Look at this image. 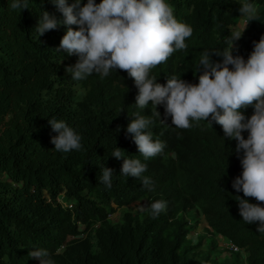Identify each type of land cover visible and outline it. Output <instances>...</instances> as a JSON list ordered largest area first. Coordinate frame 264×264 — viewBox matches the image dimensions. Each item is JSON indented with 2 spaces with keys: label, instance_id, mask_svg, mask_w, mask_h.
Here are the masks:
<instances>
[{
  "label": "trees",
  "instance_id": "trees-1",
  "mask_svg": "<svg viewBox=\"0 0 264 264\" xmlns=\"http://www.w3.org/2000/svg\"><path fill=\"white\" fill-rule=\"evenodd\" d=\"M27 2V9L12 10L11 0H0V264H39L28 256L37 249L47 250L55 264H264V233L257 231L259 222L242 220L236 196L245 197L232 187L243 171L237 142L223 138L214 121H194L191 128L179 129L171 117L165 118L163 105L137 107L138 90L125 71L74 81L65 69L78 57L56 51L66 28L61 24L39 38L35 31L42 11L57 20H63L62 14L49 0ZM74 2L67 0L68 5ZM167 2L193 34L186 49L177 50L150 75L160 84L173 75L198 84L202 53L228 47L245 0ZM247 2L256 4L257 19L248 21L236 42L238 52H233L245 60L253 42L264 35V0ZM222 59L212 56L214 62ZM156 111L163 112L158 117ZM241 111L250 118L254 108ZM137 113L151 116L147 131L166 145L147 160L127 133ZM51 119L64 120L81 135L82 149L54 150L51 139L57 133ZM242 135L246 139L248 133ZM116 147L125 152L124 159H140L147 171L140 178L121 175L124 160L112 156ZM162 154L165 158L156 160ZM171 154L181 159L180 171L159 167ZM103 167L114 170L111 188L98 181ZM145 176L154 190L143 186ZM175 180H180L178 190L167 184ZM61 195L67 206L58 200ZM156 200L166 202L159 215L150 211ZM143 201L142 214L124 210L120 222H111L118 210ZM199 213L209 227L206 232L212 229L230 239L248 254L246 261L240 254L224 256L214 239L205 249V236L196 243L192 234Z\"/></svg>",
  "mask_w": 264,
  "mask_h": 264
},
{
  "label": "clouds",
  "instance_id": "clouds-1",
  "mask_svg": "<svg viewBox=\"0 0 264 264\" xmlns=\"http://www.w3.org/2000/svg\"><path fill=\"white\" fill-rule=\"evenodd\" d=\"M49 2L62 14L63 20H57L54 15L42 11L35 31L39 38L61 24L66 28L56 51L78 57L74 65L65 69L74 81L84 80L93 73L107 77L112 70L125 71L138 90L135 97L137 107L145 109L149 102L155 108L163 105L165 118L171 117L172 125L179 129L191 128L194 121L203 120L210 125L214 121L222 127L223 138L237 142L235 151L243 154L240 160L243 171L234 179L232 187L237 193L242 192L243 197L257 201L254 204L236 196L239 215L246 224L259 222L257 231L264 233V207L260 206L264 204V35L259 42H253V51L247 60L241 55H233L234 51L238 52L236 42L243 34L239 31L227 37L228 47L223 50L204 51L199 60L198 84L189 83L175 75L167 78L166 84H160L150 75L151 70L165 63L177 50L186 49L185 41L193 34L190 25L175 17L174 8L167 0H101L99 4L95 0H87L83 5L82 0H75L71 5L67 4V0ZM9 6L12 10H23L28 8V2L11 0ZM257 12L256 4L245 0L239 8L244 27L248 21L257 19ZM74 25L78 30H74ZM213 55L222 57V62H214ZM249 106L254 108V113L247 118L241 110ZM163 111H156L155 115L159 117ZM152 122L151 116L137 113L127 127V133L132 135L145 160L157 156L166 146L159 139L154 141L153 133L147 131ZM48 123L57 133L51 139L54 150L67 153L82 149L81 135L64 120L51 119ZM245 132L248 133L246 139L242 135ZM122 153L125 152L116 147L112 156L121 159ZM171 157L159 167L168 165L169 172L180 171L181 159L176 154H171ZM163 158L162 154L156 160ZM123 160L121 175L140 178L147 171V165L141 163L140 159ZM113 175V169L103 167L98 181L111 188ZM179 183L180 180H175L167 184L178 190ZM142 184L148 190H154L150 177H143ZM143 202L147 206V202ZM135 205L119 211H132ZM165 209L166 202L162 200L150 205L153 215H159ZM113 215L110 216L111 222H120V219L113 222ZM200 216L205 231L202 236L206 237L202 246L204 249L214 239L224 256L240 254L246 261L248 254L230 239L212 229L206 232L209 227L201 213L199 223ZM188 220L190 225H195L191 218ZM198 227L199 224L192 234L196 243L201 237L196 233ZM28 256L39 260V264H55L45 249L32 250Z\"/></svg>",
  "mask_w": 264,
  "mask_h": 264
},
{
  "label": "rangeland",
  "instance_id": "rangeland-1",
  "mask_svg": "<svg viewBox=\"0 0 264 264\" xmlns=\"http://www.w3.org/2000/svg\"><path fill=\"white\" fill-rule=\"evenodd\" d=\"M246 27H244L243 26V22H242V19H240V21H239V26H237L236 27V31H242L243 29H245ZM58 200L60 201V203L61 204H64L65 205V201H64V197H63V195H61L59 198H58ZM66 206V205H65ZM145 207H146V204L143 202V203H141V204H139V205H135L134 207H132V211H138L140 214H142L144 211H141V209H145ZM121 212L122 211H117V213L115 214V215H113V217H112V221L113 222H117L118 221V219H120V216H121ZM193 224H194V222H192ZM204 229V223H203V221H202V218H201V216H200V223H199V227H198V229H197V231H196V233H198V235L199 236H202L204 233H205V231L203 230Z\"/></svg>",
  "mask_w": 264,
  "mask_h": 264
},
{
  "label": "built area",
  "instance_id": "built-area-1",
  "mask_svg": "<svg viewBox=\"0 0 264 264\" xmlns=\"http://www.w3.org/2000/svg\"><path fill=\"white\" fill-rule=\"evenodd\" d=\"M72 206L70 205V208H71Z\"/></svg>",
  "mask_w": 264,
  "mask_h": 264
}]
</instances>
